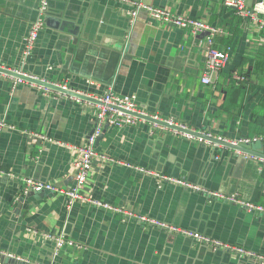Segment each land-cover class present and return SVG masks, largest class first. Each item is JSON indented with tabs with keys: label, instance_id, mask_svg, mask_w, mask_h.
I'll return each instance as SVG.
<instances>
[{
	"label": "crops",
	"instance_id": "crops-1",
	"mask_svg": "<svg viewBox=\"0 0 264 264\" xmlns=\"http://www.w3.org/2000/svg\"><path fill=\"white\" fill-rule=\"evenodd\" d=\"M132 1L220 27L215 44L229 52L227 63L203 83L205 35L155 21L145 10L132 24V5L120 0H52L26 55L38 0H0V66L92 99L45 93L27 81L16 85L0 72V264H264L135 217L69 203L62 194H21L25 177L75 184V154L63 143L85 141L96 124L97 97L107 90L135 95L141 109L196 131L264 141V14L255 21L225 0ZM241 1L252 9L258 0ZM96 148L106 158L93 161L83 190L90 197L264 255V213L209 193L238 192L264 206L262 159L154 127L148 119L105 124ZM59 234L75 246L57 250L49 236Z\"/></svg>",
	"mask_w": 264,
	"mask_h": 264
},
{
	"label": "built area",
	"instance_id": "built-area-1",
	"mask_svg": "<svg viewBox=\"0 0 264 264\" xmlns=\"http://www.w3.org/2000/svg\"><path fill=\"white\" fill-rule=\"evenodd\" d=\"M49 1L50 0H40L39 16L36 20L32 22L29 28V31L27 33L26 39H25V54L26 55L30 54L32 48L34 47V45L36 44L38 40L41 29H43L45 25L44 12L45 10H47ZM120 1L128 2L132 5V10L130 13V22L132 24L135 22L139 12L141 10H145L149 14V16L155 21H158V22H161V23L173 26V27L182 28L185 31L193 35L204 33L206 51H207V59L205 63V72L203 73V76H202L203 83L209 84L211 82V75H210L211 72L221 69L227 63L229 59V52L219 49L218 47H216V44H215L216 37L223 33V29H221L220 27L210 25L205 21H202V20H199L193 17H189L187 15L174 13L165 7L148 5L141 1H132V0H120ZM225 4L227 6L237 8L240 14L251 17L255 21L263 20L261 14H264V0H258L252 9H245L243 7L241 0H225ZM21 73L28 75L24 72H21ZM29 76L34 77L32 75H29ZM12 77L14 78V83L16 85L27 81L19 77H14V76ZM34 78H38V77H34ZM38 79L45 81V82L52 83L54 85H58L64 89H68L66 85L54 83L45 78H38ZM240 79H242V77H240ZM27 82H29L33 86L39 87L45 93L50 92V93H56L58 95H66V96L70 95L79 100L82 99L80 97L69 94L67 92L55 90L51 87L38 84L34 81H27ZM69 90L80 93L79 91H76L73 89H69ZM97 100L100 103H99V109L95 115L96 124H95V127L86 136L85 141L82 144H77V145L63 143L69 146L75 154V158L73 161L74 169H75V184L73 186H65L61 182L39 181V180L25 177L24 179H22L23 184L20 189L22 195H27L30 192H38V193L48 192V193H54V194H62L68 199L69 203H74L76 201H79L81 203L90 204L92 206L102 208L104 210L111 211L113 213L120 214L123 217H135L139 219L140 221H145L146 223L156 226L158 228L166 229L171 232L179 233L184 236H187L191 238L192 240L196 241L197 243L206 244L212 250H215V251L222 250V251L235 254L237 256L256 258L257 260L260 261V263L264 262V255L259 254L255 251H252L250 249H247L246 247L231 244L229 242H225L219 239H215L211 237L210 235H207V234L195 231V230L185 229V228H182L176 225H172L165 221L149 218L143 215H138L134 213L132 210L123 208L118 205H114L110 202H107L101 199L90 197L89 195L84 193L83 190L87 182L88 176L91 172L93 161L98 158H106V155L100 153L96 148V140L99 137V135L102 133V129L105 124L112 125V126H118V127H121L124 125H135L141 121L147 120V117H151L152 119H154V121H151L154 127L162 128L164 130H173L174 132L180 133L189 139L211 142L210 140L203 139L201 137L195 136L186 131L177 130L168 125H163L159 123L158 121L160 120V121H165L171 125L175 124V125H180L181 127L188 128L184 124L175 123L171 119H161L158 115L150 114L147 111L141 109L137 104V99L135 95L121 96L112 90H107L101 96L97 97ZM3 125L4 123L0 122V126H3ZM206 134L212 135L210 133H206ZM35 136H37L40 139H50V137H47L46 135H43L40 133H35ZM217 137L220 139L222 138L220 136H217ZM258 140H260L259 136H253V137H241L236 140H232L230 142L234 144L244 143L247 145H251L252 143ZM262 161H264V159H262ZM136 168L139 171H143L146 173H152L161 179L162 178L168 179L170 181L183 184L193 189H201L199 186L192 185L191 183H188L187 181L182 180L180 178L162 175L160 173L150 171L148 169H145L139 166H136ZM1 172L3 171H0V173ZM8 175L15 177V175L11 173ZM209 193L221 200H224L232 204H236L239 207L247 211H251L254 213H260V214L264 213L263 205L256 204L252 201L245 199L238 192L225 194L221 192L209 191ZM49 237H51L54 240L57 250L60 249L65 244L69 246H75V242L72 239H68L64 234H59V235L49 236ZM3 255L7 257L11 256V255L4 254V253Z\"/></svg>",
	"mask_w": 264,
	"mask_h": 264
},
{
	"label": "water",
	"instance_id": "water-1",
	"mask_svg": "<svg viewBox=\"0 0 264 264\" xmlns=\"http://www.w3.org/2000/svg\"><path fill=\"white\" fill-rule=\"evenodd\" d=\"M51 1L52 0L49 1L47 10H45V12H44V19H46V15H47V13L49 11V8L51 6ZM39 3H40V0H38V3H37V15L38 16H39ZM38 16H37V18H38ZM0 72H2L4 74H7V75H10V76L19 77V78H22V79L27 80V81H34V82H36L38 84H42V85L51 87V88H53L55 90L67 92L69 94L75 95V96L80 97L82 99L92 100L87 95H84V94H81V93H77V92L71 91L69 89H64V88H62V87H60L58 85H54L52 83L42 81V80H40L38 78H34V77L29 76V75H25V74H23L21 72L14 71V70L9 69L7 67H1L0 66ZM147 119L150 120V121H154V119H152L151 117H147ZM158 122L163 124V125H168V126L174 128V129L186 131V132L191 133V134H193L195 136L201 137L203 139L210 140L212 143L223 145V146L231 148L233 150L241 151L243 153H246L249 156H253V157H256V158L264 159V141L263 140L255 141L250 146H246V145L243 146V145H240V144H234V143H232L230 141H227V140H225L223 138L220 139L217 136L207 135L206 132H203V131H196L194 129L181 127L180 125H175V124L171 125V124H169V123H167L165 121H160L159 120ZM245 159H246V157H245ZM35 193H38V192H30V193H28V195L35 194Z\"/></svg>",
	"mask_w": 264,
	"mask_h": 264
},
{
	"label": "trees",
	"instance_id": "trees-1",
	"mask_svg": "<svg viewBox=\"0 0 264 264\" xmlns=\"http://www.w3.org/2000/svg\"><path fill=\"white\" fill-rule=\"evenodd\" d=\"M222 34L218 35L216 38L218 39V37H220ZM216 40V39H215ZM220 49V48H219ZM221 50H224V49H221ZM224 51H227V50H224Z\"/></svg>",
	"mask_w": 264,
	"mask_h": 264
}]
</instances>
